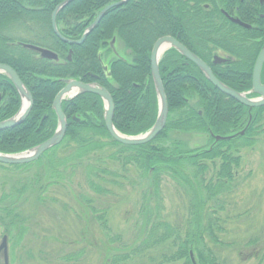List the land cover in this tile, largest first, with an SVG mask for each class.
<instances>
[{
	"label": "trees",
	"instance_id": "obj_1",
	"mask_svg": "<svg viewBox=\"0 0 264 264\" xmlns=\"http://www.w3.org/2000/svg\"><path fill=\"white\" fill-rule=\"evenodd\" d=\"M62 1L0 0V64L14 70L33 102L22 124L0 132V153L23 152L53 135L57 120L51 105L63 87L59 82L63 79L97 82L106 88L114 102L113 125L122 135L137 136L148 131L158 113L149 57L154 43L162 37L170 36L181 43L231 89L240 93L251 89L253 65L264 45V23L251 31L231 25L219 11L220 6L227 10L225 0H130L108 11L84 43L73 47L59 41L51 30V14ZM117 1L75 0L56 17L60 34L69 40L79 39L99 11ZM206 4L210 5L208 9L204 7ZM240 14L243 22L248 21L243 11ZM113 39L129 59L112 58L110 78L105 79L98 57L101 59L100 53L106 54L103 50ZM21 44L50 50L58 61L41 59ZM69 49H72L70 60ZM217 50L230 55L232 60L213 65L212 55ZM159 74L168 115L163 131L152 142L141 146L115 142L104 125L102 101L96 95L83 94L62 103L68 124L59 145L31 164H0L1 169L25 174L35 168L32 178L25 176L23 181L12 183L9 190L0 192V226L11 246V261L15 247L29 234L27 224L31 216L25 213V205L41 208L55 203L53 195H45L50 188L64 187L79 176L96 197L82 192L76 196L102 231L100 239L121 245L105 249L106 261L128 264L145 252L161 248L171 251L161 254L158 264H192L190 252L195 264H221L215 249L223 244L219 239L223 233L215 232L221 230L214 217L215 208L222 204L219 196L233 186L241 150L253 146L257 136L264 137V107L249 109L218 92L192 63L173 49L160 60ZM91 75H98L99 79ZM261 82L264 84V65ZM0 90L7 94L0 109L3 121L18 111L20 100L3 76ZM77 115L78 121L72 118ZM193 133L206 134L209 145L189 149L178 138ZM214 137L225 139L216 141ZM112 166L120 168L119 172L112 170ZM129 166L139 173L138 186L139 182L145 185L139 214L145 215L147 233L136 245L122 243L119 234L110 233L107 219L110 201L118 200L125 181L135 185L124 174ZM165 177L189 197L190 216L185 227L173 226L159 218L157 209L162 201L159 185ZM150 199L155 203L153 209L148 205ZM73 257L66 255L64 260Z\"/></svg>",
	"mask_w": 264,
	"mask_h": 264
},
{
	"label": "rangeland",
	"instance_id": "obj_2",
	"mask_svg": "<svg viewBox=\"0 0 264 264\" xmlns=\"http://www.w3.org/2000/svg\"><path fill=\"white\" fill-rule=\"evenodd\" d=\"M115 51L120 57L129 59L120 45L116 44ZM178 138L186 142L189 149L209 145L206 134L193 133ZM256 138L253 146L241 150L240 166L233 186L229 192L219 196L222 204L215 208L214 217L221 229H215V232L223 233L219 235L223 244L215 249L221 264H264V137ZM112 168L117 172L120 170L117 166ZM34 172L35 168L26 174L15 169L0 168V192L9 190L12 183L23 181L25 176L32 178ZM124 174L135 185L125 181L118 200L110 201L112 206L108 211V226L110 233L120 235L122 243L136 245L144 238L143 233H147L145 215L139 214L141 193L145 185L139 182L138 186L139 173L134 166H129L128 172ZM159 190L162 198L157 209L159 218L173 226H187L186 219L190 216L187 204L189 197L166 177L161 180ZM79 192L96 199L77 176L73 183L64 187L54 185L45 194L53 195L57 200L55 203L50 202L41 208L25 205V213L31 216L27 224L29 234L15 247L14 261L10 260L11 246L7 243L9 264H112L105 260V249L114 246L121 248V245H111L106 239H100L99 233L102 231L90 217V210L76 197ZM150 200L148 205L153 209L155 203ZM2 236L3 229L0 226V242ZM168 251L171 250H150L128 264H158L161 261L160 255ZM71 254L75 257L65 261L64 257ZM0 264H3L2 255Z\"/></svg>",
	"mask_w": 264,
	"mask_h": 264
},
{
	"label": "water",
	"instance_id": "obj_3",
	"mask_svg": "<svg viewBox=\"0 0 264 264\" xmlns=\"http://www.w3.org/2000/svg\"><path fill=\"white\" fill-rule=\"evenodd\" d=\"M75 0H64L59 3L53 10L51 14V30L54 36L64 44L68 46H79L81 45L86 38L91 34V32L98 26L100 21L103 19L105 14L113 8L121 7L130 0H119L112 4L107 5L99 11L95 19L91 24L83 31L81 37L78 40H69L63 37L56 25V17L60 11H62L67 5L74 2ZM234 23L238 24L242 28L249 29L250 26L243 24L238 20H232ZM114 40H112L113 44ZM22 47L28 50H31L39 55V58L57 61V55L47 49L36 47L29 44H22ZM173 49L187 61L192 63L198 68L200 73L205 77V79L220 93L233 99L237 103L249 108H262L264 107V84L261 82V71L264 65V46L259 51L257 58L254 62L252 75H251V89L245 93H239L234 89L223 84L219 81L212 73L210 67L204 63L200 58L190 52L186 47L181 43L170 36L162 37L158 39L150 52L149 62H150V71L152 82L157 98L158 104V113L157 118L153 126L146 131L145 133L138 136H125L119 133L113 125V115H114V102L109 92L102 86L85 84L81 81L73 79H63L59 80L64 87L57 93L54 97L51 108L55 113L57 126L53 135L43 143L25 150L19 153L13 154H4L0 153V164L7 166H16V165H26L31 164L37 161L45 152L49 149L59 145L64 138L67 121L65 115L62 111L61 104L62 102L72 101L75 98L83 94H92L99 97L103 103V121L107 133L109 136L117 143L124 146H141L152 142L164 129L167 115H168V106L167 100L162 85V81L159 74V62L162 56L168 50ZM71 53V51L69 52ZM70 58V57H69ZM224 60L215 59L213 64L224 63ZM104 70H107V67H104ZM0 75L7 78L10 83L15 88L19 99H20V108L18 112L9 119L0 122V132L12 129L20 124H22L25 119L28 117L32 109V97L30 92L24 87L17 74L9 66L0 64ZM250 95H255V97H248ZM240 134H243L241 132ZM225 138L215 137V140H224ZM0 254L3 256V264H8V254H7V237L3 236L0 242ZM191 263L195 264L193 254L190 252Z\"/></svg>",
	"mask_w": 264,
	"mask_h": 264
},
{
	"label": "flooded vegetation",
	"instance_id": "obj_4",
	"mask_svg": "<svg viewBox=\"0 0 264 264\" xmlns=\"http://www.w3.org/2000/svg\"><path fill=\"white\" fill-rule=\"evenodd\" d=\"M224 4H226L227 10L225 9V6L223 5L224 7L221 8V6H220L219 11H220L221 15L224 17V19L226 21H228L233 26L235 25L236 27H238L240 29L251 31L253 29L254 30L258 29V27H259L258 25L260 23H264V0H225ZM204 7H205V9H208L210 7V5L206 4V5H204ZM240 11L244 12L248 21H246V22L242 21L243 16L240 14ZM232 20H238L239 22H241L243 24L249 25L250 28L249 29L242 28L238 24L234 23ZM228 30H229V28H228ZM226 34L228 35V34H230V32H227ZM113 40H114L113 44L111 42H108L106 45V48L103 50L106 53V54H104V53L103 54L106 55V57L108 59H105L102 56L103 55L102 53H100L101 59L98 57V63H99L100 69H101V73L105 76L104 77L105 79L110 78V75H109L110 74L109 73L110 60L112 58H119L120 57L119 54L116 53V51H115L116 41H115V39H113ZM70 51H71V53H69ZM71 54H72V49H69L68 50V56H67L68 60H70L69 57H71ZM216 58L219 60L225 61L224 63H220L219 65L225 64L229 60H232V57L230 55H228L222 51H218V50L213 53L211 62L213 63ZM214 65H218V64H214ZM104 67H107L106 71L104 70ZM91 76L95 80L99 79L98 75H91ZM89 84L100 85L97 82H92ZM6 101H7V94L0 90V109H1V105L3 103H5ZM61 108H62V106H61ZM79 117H80V115H77V117L73 116L72 118L75 119L76 121H78L80 119ZM65 118H66V116H65Z\"/></svg>",
	"mask_w": 264,
	"mask_h": 264
}]
</instances>
